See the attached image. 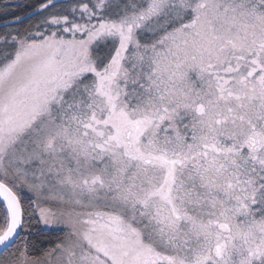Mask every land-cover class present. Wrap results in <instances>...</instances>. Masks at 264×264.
Here are the masks:
<instances>
[{
    "label": "snow or ice",
    "instance_id": "1",
    "mask_svg": "<svg viewBox=\"0 0 264 264\" xmlns=\"http://www.w3.org/2000/svg\"><path fill=\"white\" fill-rule=\"evenodd\" d=\"M0 264H264V0H0Z\"/></svg>",
    "mask_w": 264,
    "mask_h": 264
}]
</instances>
